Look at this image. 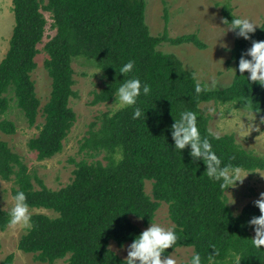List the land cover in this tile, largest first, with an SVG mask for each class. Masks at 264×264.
Returning <instances> with one entry per match:
<instances>
[{"label": "trees", "instance_id": "trees-1", "mask_svg": "<svg viewBox=\"0 0 264 264\" xmlns=\"http://www.w3.org/2000/svg\"><path fill=\"white\" fill-rule=\"evenodd\" d=\"M217 4L224 19L238 16L231 0ZM146 7V0H13L15 25L9 50L0 62V115L15 101L29 124H36L41 100L32 72L48 24L45 12L51 14L56 29L44 45L48 54L44 65L52 78L51 98L43 107L45 122L39 134L28 143L38 159L61 153L77 120L70 106L71 97L76 95L74 58L92 60L105 72L107 84L96 93L94 104L113 100L123 79L137 77L151 87L149 96L138 99L146 119H132L131 107L105 114L100 128L91 132L82 149L107 152L108 162H77L74 179L63 188L50 189L38 179L41 188L37 189L21 156L0 138V175L6 180L14 177L17 185L13 195L24 191L29 207L58 213L57 217L32 214L33 228L22 236L19 248L50 264L64 258L67 264H123L125 258L110 248V242L120 246L131 243L143 231L131 216L142 215L140 219L149 225L160 203L166 202L178 241L162 258L179 247H192L202 264H231L234 255L241 258L240 264H264V246L261 250L252 246L255 230L248 223L261 215L256 200L235 215L226 205V191L204 173V163L193 162L187 148L181 153L175 151L170 135L174 118L183 110L197 112L201 135H207L210 119L202 109L207 102H237L247 108L242 101L247 97L264 114V88L255 83L251 86L246 77L237 76L227 87L197 97L195 72L176 54L162 52L158 46L165 42L193 43L205 48L206 44L197 33L171 36L168 11L164 32L152 35L146 23ZM252 39L264 40V29L257 27ZM251 43L234 35L235 68ZM129 60L135 61V68L123 77L119 69ZM0 129L14 133L16 125L3 118ZM221 136L212 144L225 165L264 170V155L241 146L234 134ZM146 180L153 181V197L146 192ZM8 225L7 211L0 206V229L6 230ZM14 259L10 254L1 264H13Z\"/></svg>", "mask_w": 264, "mask_h": 264}, {"label": "rangeland", "instance_id": "rangeland-1", "mask_svg": "<svg viewBox=\"0 0 264 264\" xmlns=\"http://www.w3.org/2000/svg\"><path fill=\"white\" fill-rule=\"evenodd\" d=\"M146 23L151 34L159 36L164 32L166 21L165 15L170 16L169 33L171 36H178L188 33H197L206 44L205 48H200L193 43H183L173 45L162 43L158 49L165 53L176 54L185 66L195 72L197 78L205 79L231 73L235 68L232 59V49L234 47V33L227 31L217 42V38L225 32L221 6L217 2L223 0H146ZM235 13L240 17H247L262 25L264 22V0H231ZM48 20L44 41L39 45L41 52L36 57L37 67L32 72L35 81L36 92L41 100V107L37 122L31 126L25 118L22 110L11 102L9 110L0 115V119L12 120L16 125L14 133H5L0 129V138L8 142L13 151L17 152L28 167L34 186L39 189L41 184L38 179L50 189H60L68 185L74 179L76 163L86 159L89 161H102L106 164L107 152L84 150L82 145L92 131L100 128L105 114L113 115L119 109L117 102L92 103L97 92L101 91L107 84L105 72L97 64L85 57H76L73 60L74 68V90L76 95L71 97L70 106L77 114V120L64 141V148L56 156L40 160L37 152L33 151L28 143L31 138L39 134L40 126L45 122L43 107L49 102L52 93V78L45 68V60L48 54L44 50L45 43L55 35L53 19L49 12H45ZM15 25V14L13 11V0H0V62L6 56L10 47V39ZM258 27V26H257ZM217 42V43H216ZM226 42L231 51H225L221 43ZM101 70V71H100ZM100 71V72H98ZM97 72V73H96ZM233 78L225 76L221 82L224 88L230 85ZM214 107V115L207 114V108ZM202 109L209 116V128L218 131L221 135L234 134L237 142L244 148L264 155V124H260L259 117L264 115L258 113L255 122H250L251 113L247 108L237 102L218 103L207 102L202 104ZM250 123H253L251 128ZM259 124V130L255 125ZM241 170V175L248 174L242 184L230 187L225 192V198L235 215L240 214L244 207L253 200L260 198V193L264 192V170L254 171ZM250 172V173H249ZM14 177L10 180L4 179L0 175V206L3 210L8 209L14 203L13 189L16 187ZM146 192L153 197V181L146 180ZM32 214L44 213L50 217H57L58 213L46 208L29 207ZM132 221L142 230L150 226L146 225L142 219L131 216ZM164 227L174 225L169 212V204L161 202L154 220ZM27 232L19 227L13 228L8 225L6 230L0 229V264L10 254H14L13 264H50L38 261L33 253H26L19 248V242ZM255 236V231L252 232ZM125 243L120 246L115 241L110 242V248L118 255L125 258L127 256V246ZM194 254L192 247H179L169 256L176 259L177 264H187V261ZM67 258L58 259L53 264H67Z\"/></svg>", "mask_w": 264, "mask_h": 264}, {"label": "clouds", "instance_id": "clouds-1", "mask_svg": "<svg viewBox=\"0 0 264 264\" xmlns=\"http://www.w3.org/2000/svg\"><path fill=\"white\" fill-rule=\"evenodd\" d=\"M223 24L226 26L224 27L226 30L217 38V42L227 31H232L236 38L251 40V47L242 52L237 67L231 68V73L205 79L197 78L194 85L197 97L221 87V82L225 79V76L229 78L246 77L248 84L251 86L255 83L264 88V40L252 39V34L256 32L257 26L261 29H264V27L252 19L235 15H232L231 20L223 19ZM221 47L225 51H231L226 42H222ZM134 68L135 61L129 60L120 67L119 73L125 77L127 74L132 73ZM237 71L239 75H237ZM245 73H247V76ZM150 93L151 87L149 84L142 83L137 77H130L123 79L113 96L114 101L117 102L120 108L131 107L133 109L132 119L135 120L142 116L146 119V113L138 106V99L141 95L149 96ZM242 101H245L244 104L251 113V119L248 116L246 117L254 123L257 114L261 112L259 105L254 106L252 99L249 101L247 97L242 98ZM215 113L216 109L214 107L207 108L208 115H214ZM259 122L264 124V115L259 117ZM253 123L249 124L251 128ZM255 127L259 130V124ZM170 135L173 140V149L181 153L187 148L193 162L202 161L206 166L204 173L207 178L218 184L221 190L227 191L230 187L237 186L238 183L242 184L244 178L248 175L242 176L239 168L225 165L217 156L213 150L212 141L221 140V133L209 129L208 134L202 136L197 123V112L192 110L181 111L178 118H174V122L170 126ZM197 166L199 165L197 164ZM261 176L264 178V175L261 174ZM13 199L14 203L7 211L9 226L19 227L25 232H30L33 224L25 192L17 191ZM230 203H234V201L228 202L226 205ZM254 203L259 208L261 215L253 217L248 222L251 226H254L255 230V236L251 239V244L255 249L261 250V246H264V192L260 193V198ZM139 216L143 218L142 215ZM177 241L178 235L175 225L164 227L155 221H151L150 226L137 234L127 246V256L123 260V264H177L176 259L171 256L162 258V254L167 249H174ZM218 254L215 252L214 255ZM240 261L241 258L238 255L231 258V264H240ZM187 264H202L200 254L198 252L193 254Z\"/></svg>", "mask_w": 264, "mask_h": 264}]
</instances>
